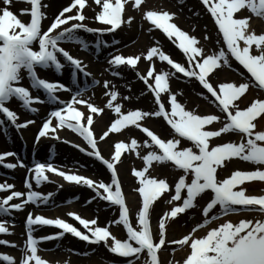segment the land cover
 <instances>
[{
    "label": "snow or ice",
    "instance_id": "snow-or-ice-1",
    "mask_svg": "<svg viewBox=\"0 0 264 264\" xmlns=\"http://www.w3.org/2000/svg\"><path fill=\"white\" fill-rule=\"evenodd\" d=\"M11 2L12 0H3L5 6L0 8V125L7 121L19 130L34 123V120L18 122V113L7 106L12 99H17L24 109L32 113L39 110L34 106L36 103L55 102L61 106L47 113V118L43 120L36 134V142L49 136L50 133L56 134L59 128L67 127L82 137L91 150H86L80 144L74 146L101 161L111 172V177L110 182H105L102 179L98 181L75 172L62 171L51 160L36 161L30 167L19 159L16 162H6V158L16 157L17 154L11 151L0 152V165L8 169H15L18 166L27 167L31 174L30 178L24 181L26 192L15 190V186L11 183L0 182V192H9L8 195L0 197V217L11 215L13 210L23 211L29 203L47 204L53 197V192L43 194L34 190L32 182L34 181L37 187L44 182H50L48 175L50 172L58 174L66 182L93 189L95 195L102 201L118 206V219L109 223L122 224L126 230V238L120 239L110 231L109 227L98 226L97 219L83 218L74 211L68 212L67 215L78 221L86 231H81L63 218H48L28 211L25 219L26 240L18 264H33V262L34 264H50L38 254L39 242L58 240L66 233L89 244L103 242L112 254L119 257L138 259L146 250L149 257L148 264H162V261L158 259L157 251L164 250L168 244L190 247V253L183 260V264H264V219H240L237 223L225 220L207 230L203 236L194 235L198 229L214 222L219 216L242 212L264 213V195L246 194L243 187L237 190V186L245 181L254 179L264 181V168L257 167L252 171L234 170L224 178L218 177V169L234 157L264 165V130H256L257 118L264 119V99H254L244 107L239 106V101L249 89L250 83H255L257 87L264 89V32L257 34L251 30L250 16L234 17V13L247 9L256 17L264 18V0H202L214 18L219 32L222 33L223 42L226 45V50L221 47L211 54H205L204 48L197 46L199 43L197 37L189 35L171 22L176 13L166 10H147L143 13L151 25L163 30L169 39L176 38L174 42L178 41V47L187 57L188 66L176 62L157 46L147 51V59L158 57L161 62L166 61L175 70V72L156 71L150 67L147 75L137 73L155 96V104L158 106L155 111L139 109L122 111L121 103H114L119 93L114 88L105 93L109 97L106 107L112 109L117 114V118L99 136V140L103 141L109 133H118L127 125H135L142 129L151 140V144L145 140L144 146H154L157 149L149 150L143 155L144 168L132 170L134 176L139 178L140 187L137 191L142 197V203L138 207L134 221L137 226H133L130 206L126 203L122 192L117 168V163L122 162V153L126 149L138 148L137 140L133 138L128 144L123 141L116 142L111 159L105 158L98 148L94 134V114L101 113L103 109L83 98V89L73 93L68 100L61 99L57 95L58 91H71L69 86L60 81L42 78L37 71L38 68H53L57 74H62V70L70 66L74 83L79 74L91 76L82 60L72 55L62 45L75 43L79 44L82 50H87L90 47L89 42L79 35L80 30H83L97 35L94 42L97 48L102 44L107 46L108 41L101 39L103 34L115 32L122 24L133 21L131 15L127 16L126 21L123 18L128 0H94V4L99 7L94 19L106 25L105 27H90L85 22L88 17L84 9L86 5L91 6V0H71V3L51 20L46 29L42 26V21L46 18V12L42 8L47 5H43L41 0H24L31 5L30 9H21L22 15L30 14V20L27 22L18 18L11 10ZM132 7H142V0H134ZM73 10L74 14L65 15L72 13ZM208 38L205 34L204 39ZM253 45L259 54H252ZM230 57L235 58L251 74L253 80L239 84L223 82L214 86L210 82L209 74L222 66L231 67ZM139 59V56L115 54L111 56L109 65L136 66ZM177 72L183 73L185 77L196 78L203 89L214 98L213 103L219 109L220 115L197 114L179 102L169 86V78ZM25 74L29 80L28 86L22 84ZM114 75H120V73L114 72ZM149 78L152 82H149ZM93 82L99 83L94 78ZM103 86L106 89L109 88V82L104 81ZM32 90L42 91L45 96L43 98L33 96ZM163 93L167 94V101L162 99ZM201 95L204 94L201 93ZM124 99H130V97H124ZM169 104L170 110L167 107ZM78 105L85 106V110L82 111ZM161 116L177 134L176 137L162 139L149 127L140 123L145 117ZM222 117L225 121L223 126L218 129L205 128L213 122L220 121ZM230 132L239 135L240 142H222L215 145L210 143L212 138H218ZM55 138L61 139L59 135H55ZM181 138L190 141L191 146L179 147ZM153 162L158 164L171 162L175 168L183 172L174 182V195L171 197V200L181 202L159 217L158 234H154L151 228L150 211L154 208V201L171 186L166 178L147 174ZM209 190L212 197L202 209V214L205 216L203 222L195 225L191 232L181 239L167 241V220L177 218L179 214H184L186 210L194 207L197 198ZM14 199L19 202H12ZM217 205L219 213L209 216L210 211ZM9 224H14V221L0 219V234H11ZM43 226H55L60 231L37 238L34 233ZM10 244L17 246L14 242L0 239V245ZM0 256L8 264H16L12 255L0 254ZM127 264H133L132 260H128Z\"/></svg>",
    "mask_w": 264,
    "mask_h": 264
},
{
    "label": "bare ground",
    "instance_id": "bare-ground-1",
    "mask_svg": "<svg viewBox=\"0 0 264 264\" xmlns=\"http://www.w3.org/2000/svg\"><path fill=\"white\" fill-rule=\"evenodd\" d=\"M16 1V0H15ZM12 2L10 5V8L13 12H18L17 11V6L19 3L17 2ZM169 5L175 10L174 13L176 15L173 17V20L175 24L178 27H181L185 29L187 32H189L191 35L195 36L198 38L199 45L200 46H211V48H214V52H216L217 49V42H215V38L213 35V32L211 31V27L207 25V19L205 16V13L203 10L197 6L193 0H166ZM24 2V1H23ZM43 5H47V7L42 8L43 11L46 12V18L49 16H53L55 12H53V8H55L59 3L62 2V0H41ZM134 0H128V2L125 5V10L126 13L131 15L133 17V21L129 23V30L128 32H125L123 34H118L117 31L112 32V33H105L101 37L102 40L108 41V45L104 46L103 44L100 45V49L98 51H95L93 46L89 47L86 51L88 54L87 61H85L87 67L91 69L92 71H95L99 73V85H97L95 88H92L90 92L86 93L85 99L89 98V95L91 93L96 92L97 88H100L102 91H109L111 89H115L119 93V97L123 98L125 97H130L128 99V102L134 101L138 107L141 110H147L151 106V100L148 98V95L145 94L144 92V86H138L135 84L134 80L131 78V75L129 76V73H125L124 68L122 67H113L109 65V60L111 58L114 52L117 50L114 48L116 46H120L123 43L128 42L129 45L125 48L126 50H129L130 52L134 53V56H139L140 59L138 60V67L139 69L143 70V72L148 71L150 67H152V58L147 59L146 58V53L149 50V46L155 44L161 45V47L168 48L170 52L174 55H181L180 52L178 51L177 47H173L170 45V43L167 42V40L157 31L152 30L150 25L147 23L139 21L137 18V12L139 8H133ZM23 4V3H22ZM27 4V3H26ZM4 5L3 2L0 1V8H2ZM30 7V5H29ZM86 16L88 17V22L90 23V27H98L97 22L91 23L92 18H94L95 14L97 11H99V7L94 4V0H91V6H87L84 9ZM70 14V13H68ZM66 14V15H68ZM18 16V15H17ZM45 18V19H46ZM44 19V20H45ZM51 19V18H50ZM29 20V19H28ZM44 20L42 22H44ZM149 27V28H148ZM205 34L209 37L207 40L204 39ZM79 35L82 36L86 41H90L92 36H97L94 33H87V32H79ZM115 42V43H113ZM68 43H64L62 46L66 47ZM90 44V42H89ZM243 46V45H242ZM254 50L255 47H252ZM124 67V65H122ZM103 68H106V70H102ZM153 68V67H152ZM43 69V68H41ZM238 69V68H236ZM46 69H44L45 71ZM53 70L52 68H48L47 72L53 74L56 76V78L60 81L63 82L64 84L68 85L70 89H74L78 86L86 84L88 81L84 80L83 76L78 75V82L75 84L72 80L71 73L69 72L68 66L65 67L62 70V74H57L56 71H51ZM164 70V69H163ZM232 70V71H231ZM229 71H224L228 75L226 78H231V82L237 83L238 81V76H236L235 68L232 67V69ZM165 71H170L165 69ZM114 72H119L120 75H114ZM130 77V78H129ZM236 78V79H235ZM211 80L214 82L216 78L214 77L211 78ZM25 86L29 85V80L25 74L24 79L22 80ZM104 81L109 82V88H104L103 83ZM169 86L171 89L172 93H175L177 96V99L179 102L180 97L186 95L188 98H192L195 101L199 103H204L207 104L208 98H206L204 95H201V91L198 89V85L196 84L195 80H190L186 83V85H181L177 78L176 75L171 76L169 78ZM35 91V90H32ZM66 91H62L61 95H64ZM43 93V92H42ZM68 93V91H67ZM182 93V94H181ZM45 96V93H43ZM253 94V93H252ZM162 99L164 101L168 100V96L166 93L161 94ZM17 99H12L10 103H16ZM45 107L41 108L38 110L36 113H32L28 110H24L28 116L37 118L40 117L42 114H47L49 112L50 104L51 103H43ZM204 105H198V107L203 110L205 108ZM170 107V104L168 105ZM81 108V110H85V106H78ZM14 109V105L12 106ZM110 115L108 112L107 115L102 114L101 116H98V114H94V132L97 131L99 132V135H102L104 131L107 130V123L108 121L106 118ZM106 120V123H105ZM157 122V121H156ZM3 130L1 129L2 125H0V145L1 144H11L12 149L14 152L17 154L16 158H20L19 160H24L25 162H29L28 160L30 158H33L35 160H38L40 162H45L46 160H51L53 161L55 165H57L60 170L62 171H67L62 168L61 164H71L74 167H77L78 169L85 170V172H90L91 174L94 175L95 178H105L108 179L110 176L108 173H104L103 169L100 168V166L92 161V160H84L79 157V155L68 148L66 144L63 143L62 139H69L75 142L81 141L80 137H74V136H66V135H61L59 133H56L49 137V139L43 138L40 140L38 143L34 138L29 137V134L27 131L23 132L22 138L19 137V135L14 132L11 128V126H6V123L3 124ZM158 127V126H157ZM161 127V131L164 133L167 132V129L162 128V124L160 123L159 130ZM128 129L122 130L121 132L119 131L118 133H109V136H107V139L105 141H100L99 142V148L103 154L109 152V147H110V142L108 141L109 138H115V139H122V138H127L132 140V138H135L137 136V132L134 128L132 127H127ZM66 134V133H65ZM55 135H59L62 139H56ZM98 138V137H97ZM106 138V137H105ZM138 148L136 150H132L133 154L131 152V155L129 156V163L125 165L123 168L122 166H119V171L121 175V181L123 185V190L128 191L130 193V189H134V184L137 181V177H134L132 175L127 174V167L130 165L133 166V164L138 160H140L141 157L137 155V152H142L143 147L142 145L138 144ZM52 154L50 157L49 155ZM14 160V158L12 159ZM137 161V163H138ZM131 169V168H129ZM22 168L16 167L15 169H5L4 167L0 166V182H6V183H11L12 184V179L11 178H17V180H22V182L19 184L16 182V186L19 187V191L26 192L27 189L25 188L24 181L26 178H30L29 174L25 177V170ZM155 172H158L159 169H154ZM31 175V174H30ZM9 177V178H8ZM66 182V181H65ZM33 183V188L34 190H38L43 194H46L48 192H53V197L50 199V201L47 204H40V205H35L32 203H29L26 205L25 210L23 211H15L11 213V215L7 217H0V219H7V221H14V224H9L10 227V232L11 234H0V239L8 240L10 242H14L15 245L17 246H11L10 245H0V250L6 251L10 248L16 247L19 249L20 256L23 251V245L26 240V235H25V230L23 227L24 223L23 220H21V215L23 212L26 211H32L33 213H38V214H43L46 213V211L54 206H57L59 202H61V195H67L69 197H66L67 199H72L73 202H76L80 205L85 206L86 208H91L96 210L97 212V217L99 218V222H106L109 224L110 221L115 220V211L111 207H98L95 208V205L93 203V200H91V195L85 196V194H89L88 190L83 189L84 186H78L75 183L71 182H66L63 184H55L52 187H37ZM15 187V189H17ZM88 191V192H87ZM7 195V193L5 194ZM85 196V197H84ZM1 197V196H0ZM87 197H90L87 199ZM91 200V202H89ZM12 202H19L18 200L14 199ZM58 213H63L62 209L60 207L58 208ZM154 215V213H153ZM131 219L133 222L135 221V216H136V210H135V205H133V208L130 213ZM252 216L251 214H236L231 216V218H234L236 220L238 219H245L246 217ZM247 219V218H246ZM112 228V233L119 238V231H118V226L114 223L110 224ZM135 225V222L133 223ZM26 229V228H25ZM205 230L201 229L197 231L195 234L196 236H200L201 233H203ZM24 231V235L22 232ZM45 231H49L48 227H40L34 235L39 238L42 237L43 235L45 236ZM21 236L23 238L21 239ZM59 242H56V240H41L39 242L38 248L39 251L38 253H41L42 250L44 249L45 251L50 250L52 254L57 255L61 254L62 256L67 255V256H73L74 258H78L83 255V251L79 250L78 247V241L70 236L69 234H65L61 239H58ZM99 245V244H98ZM75 249L76 251H72ZM11 253V252H10ZM96 255L98 257L106 255V247L101 243L100 247L96 250ZM46 256V255H45ZM184 257V256H183ZM170 259L171 261H179L182 257L181 255H171V257H165L163 261H167L166 259ZM124 260V259H123ZM169 261V260H168ZM114 264V263H112Z\"/></svg>",
    "mask_w": 264,
    "mask_h": 264
},
{
    "label": "rangeland",
    "instance_id": "rangeland-1",
    "mask_svg": "<svg viewBox=\"0 0 264 264\" xmlns=\"http://www.w3.org/2000/svg\"><path fill=\"white\" fill-rule=\"evenodd\" d=\"M0 1L3 2V0H0ZM193 1H194V3L197 6H199L201 9H203V6L201 5L199 0H193ZM67 2H68V0H62L61 3H59L55 8H53V12H55L61 6H65L67 4ZM147 10H161V11H165L166 10V11H169V12H173L174 9L171 7V5H169L167 3L166 0H142V7L139 8V10L137 12V16L135 18H137L139 21L143 22V24L145 22L143 13L145 11H147ZM203 10H205V9H203ZM174 12H175V10H174ZM241 14L242 15H248V16L251 17V20H250V28H251V30H254L257 34H259L261 32H264V18L256 17L254 14H252L247 9L241 10L239 13L234 14V17L239 18L240 16H242ZM128 15L129 14H126V16L124 17L125 20H127V16ZM50 17L51 16H49L48 18H46L44 20V22H42V26L43 27L46 26L45 24H47V22L50 19ZM206 19H207V23L210 25L209 27H211V31L213 32V35H214V38H215V42H217V46H218V50H219L221 47H223L220 34H218L219 33V32H217L218 30L215 29L214 25L209 20L208 15H206ZM26 22H27V20H26ZM85 22L88 25L90 24L88 22V19ZM92 22L94 23V18H92L91 23ZM95 22H97L98 27H105L106 26V25H104L102 23L100 24L98 21H95ZM128 30H129V23L126 22L119 29L118 34H123L125 32H128ZM80 32L83 33L84 31L80 30ZM218 41H219V43H218ZM89 42H90L91 46L94 44V36L91 37ZM128 42L123 43L120 46H116L114 48V50L116 49L117 51L114 52L113 54H122V55H125V56L134 55V53H132L129 50L125 49L127 47V45H129ZM240 43L242 44V41ZM151 46L152 45L149 46V49H150ZM198 46L204 48L205 54H211V53L214 52V51H210V50H214V48H211V46H209V47L204 46V45L200 46L199 44H198ZM67 47L72 52V55H74L77 58H80L82 61L83 60L87 61L88 54L84 50L81 49V46L79 44L68 43ZM252 47H255V46L253 45ZM251 51H252V54H259L258 50H256V49L253 50L251 48ZM165 52H167V51H165ZM61 60H63V59H61ZM158 60H159L158 57H153V61H155L159 65L160 62H158ZM183 62H184V60H183ZM230 64L234 65L233 61L231 59H230ZM123 68H124L125 73H129V76L131 75V78L134 80L135 84H137L139 87L143 86L141 84V82L144 83V81L140 78L139 75H137V73H139L140 75H147V73H145V72H143V70L139 69L137 67V65L136 66H132V67H129V66L125 65V67H123ZM157 68L159 69V67H157ZM233 68H235V70H236L235 72H237L236 74L240 73L239 71L241 69H239L237 66L234 65ZM236 68H238L239 71ZM104 69H106V68H103L102 70H104ZM155 69H156V66H155ZM231 69H232V67L222 66L219 69L214 70V73H212V76L210 75V79H211V77H214V79L216 78V80L214 81L215 83H213V85L217 86L219 83L231 82L232 79L231 78H226L228 74L226 72H224L225 70L229 71ZM86 70L88 72L91 71L89 69H86ZM90 73L92 75L88 76V77L92 78V79L94 78L96 80L98 75H96V73H93V72H90ZM46 79H50V78H46ZM177 80H178V82L181 85H186V80H182L180 78L177 79ZM243 81H246V79L243 80ZM243 81L241 79L240 81H237V84H239V83H241ZM149 82H152V79L151 80L149 79ZM22 84H23V81H22ZM144 85L146 86L145 83H144ZM144 90H145L144 91L145 94H147L148 98H150V100H151V106L149 107V109L147 111L148 112L155 111L157 109V107H155L156 104L153 103V99L151 98V96L149 94V91H147L146 89H144ZM199 90L202 91L201 93H203L204 96L209 98V100L206 101L208 104H205L206 105L205 109L201 110L198 107V105H204V103H199V102L195 101L192 98H188L184 94H183V96L180 97L181 103L184 104L185 107L188 110H192V111L196 112L197 114H216V115H220L219 110L214 106L215 104H213L212 100H210L211 97L206 92V90L203 89V87H200ZM253 91H255V90L251 86L248 89V91L243 95V97L240 99V101H239V106L240 107L246 106L252 100L257 99L259 97V96H256V98H255V96L252 94ZM75 92H77V91H75ZM106 92H107V90H105V91L97 90L93 95L91 94V99H92L91 103L95 104L98 107H101L103 109L102 114H104V115H107L108 112L110 111V109H107V107H106L107 101L109 99V97H107L105 95ZM117 102L121 103L122 111L130 110V109H138V105L134 101L128 102L127 99L118 97L117 101H115L114 103H117ZM18 104L20 105V102H18ZM59 106L60 105H57L55 107H59ZM55 107L53 109H55ZM13 110H16V112H18L17 108H15ZM111 111H113V110L111 109ZM19 112L21 114L18 113V120H20L22 118H25L24 113H22L20 109H19ZM116 115L117 114L115 113L114 116H108L106 118V120L108 121V125L109 126H110V122H112V120L114 119V117ZM40 118H42V117H40ZM39 119H36L37 123L34 122L35 123L34 126H29V127L26 128L30 135L35 133V130H36L35 125L38 124ZM106 120H105V123H106ZM142 122H144L149 127H153L154 129H155V126H159L158 124L161 123L159 118L156 120V119H152L151 117H145L142 120ZM223 123H224V121L221 118L220 121L213 122L212 125L206 126L205 128L206 129H218L219 127L223 126ZM256 130H258V131L259 130H264V119H261V118L258 119L257 129ZM158 134L160 136H162V139H167L168 138L167 135L166 136L162 135L160 132H158ZM105 139H107V137ZM137 140H138L139 143H141L144 146L145 139H144V137L142 135L139 134V137H138ZM108 141L110 142V151H111V148H113L115 142H118V139L109 138ZM222 142H240V136L237 135L236 133H231L230 132V133L222 134L220 137L212 138L210 140V143L212 145L219 144V143H222ZM188 146H191V143L190 142H185V141H181V144L179 145V147H181V148L182 147H188ZM144 147L146 149L139 153V157H141V158H140L139 161L137 160L138 163L136 161L133 164V166L129 165L127 167V174L128 175H131L130 172H132V174H134L133 171H132L134 168L136 170H140V169L144 168V161L142 159L143 155H145L149 150H156L153 147H146V146H144ZM6 148H10V147L7 146V145L0 146V150L6 149ZM78 154L81 157H84L81 153L78 152ZM132 154H133V151H132ZM130 155H131V149L124 156V159L122 160V163H120V167L122 166V168H123L125 165H127V163H129L128 159H129ZM50 156H52V155H50ZM84 158H86V157H84ZM257 167L264 168V165H256V164H254L252 162H246V161L242 160L239 157H234V158H231L230 160L226 161L225 162V166H223V167L218 169V177L219 178H224L225 176L230 175L231 172L234 171V170H238V169H240V170H243V169H254L255 170ZM64 168L67 171L75 172L76 174H80V175L84 174L85 176L93 178L91 174H89V173L86 174L85 172L81 171V169H78L77 167H74L71 164L65 165ZM129 168H131V169H129ZM154 169H157V170L159 169V171L155 172ZM79 172H82V174L79 173ZM147 174L152 175V176H156L157 178H166V180L172 184L174 179L179 177L180 175H182L183 172H182V170L174 168L171 165V163H169V162L164 163V164H158L156 162H153V165L149 168ZM188 178L190 179L191 177L189 176ZM133 186H134V189H130L129 190L130 193H128V191H127V194H124V195L126 197L127 202L129 203V206L131 208H133V205H135V209H137L138 208L137 206H138L139 201H140V194L137 191V189L140 187L139 178H138V180L136 181V183ZM246 188H251V189H248L246 191V194H248V192H251V193L255 194V193H258V192H262V191H263L262 193H264V181H261L260 184L250 183L249 185H246ZM83 189H85V188H83ZM85 190H87V189H85ZM5 192H7V191H5ZM2 194H4V193H1V195ZM89 194H90V192H89ZM89 194H85V196H89ZM90 195H91V198L94 197L93 194H90ZM65 196L69 197V196L65 195V193H64V195H61V202H59V204H57L58 206H55L54 208L48 209L46 211V213L49 215V218H52V217L56 216V217H63L65 219H68L69 216L67 215V213L70 212V211H74V212H77L78 214H80L83 218H87V219L97 218L98 219V223H97L98 226H102V225L103 226H110V224H108L106 222H101V221L99 222V218L97 217L96 210L91 209V208H86L83 205H80V204H78L76 202H73V200L70 199V198L69 199L65 198ZM211 197H212V193L210 191H207L206 193L202 194L200 197L197 198V200L195 201V206L194 207L190 208L189 210H186V212L184 214L178 215V217L174 218L173 220H167V224H166V240L167 241L168 240L169 241L177 240L178 238L183 237L184 235H186L189 232H191L192 228L195 225H197L199 223H202L203 220L205 219V216H202V214H201L202 206ZM88 198H90V197H87V199ZM169 199H170V194L169 193H164V194L161 195V197H158L157 200L154 201V208L151 209V211H150V225H151V228H152L154 234H158V220H159V217L162 216L165 211L170 209V207L172 205V203L168 202ZM174 202L177 203L178 201H174ZM93 203L95 205V208H98V207H111L108 204H106L105 202L98 201L95 198L93 199ZM178 203H180V202H178ZM58 207H60V209H62L63 213H58ZM111 208H113V210L115 211V217H116V215H117V207L114 206V207H111ZM219 211L220 210H219V206H218L217 208H215L212 211V215L219 213ZM153 213H154V216H153ZM245 213L252 215V216L246 217L247 219H253V220H255V219H264V213L244 212V214ZM58 214H60V215H58ZM231 215H233V214H229V215L223 216V217L219 216V218L217 220H215L212 223H209L208 225H206L204 227H206V230H209L210 228L216 227L220 223H223L225 220H230L233 223L239 222L240 219L233 220L234 218H231L230 217ZM22 218H23V214L21 215V220H22ZM119 226H121V228H120L121 233H122L121 237L126 238V230L124 228H122V224L119 225ZM200 229H202V228H200ZM200 229H198L197 231H199ZM195 233H194V235H195ZM22 238H23V236H21V239ZM78 247H79V250L83 251V255L78 257V258H74L72 255L71 256H67V255L62 256L61 254L54 255V254L51 253L50 250L45 251L44 249H41L42 253H39V255L45 260H46V257H44V255L48 256L47 257L48 260L54 261L56 264H65V262H67V264H112V263L116 264V263H123V261H121V260L118 261V260L114 259L112 257V255L108 251H107L106 255L98 257L96 255V247H93V246H90V245L86 246L85 244H80ZM189 249H190V247L187 246V245H175V244H172L171 246H166L163 251L158 253V259L160 261H162V264H179L182 261V259L184 258L183 255H187ZM11 250L10 251L12 252V254L14 252L16 253L15 250H13V249H11ZM1 252H2V250H0V254H1ZM85 253H86V255H85ZM171 255H174V256L181 255L182 258L179 261H175V260L171 261L169 258L166 259L167 261H163V259L165 257H167V256L171 257ZM19 258H20V256H19ZM19 258H18V261H19ZM128 260H132L133 264H148L149 257H148L147 252H146V253L140 254V257L138 259L135 258V257H131V258H128ZM128 260H125V262L123 264H127ZM18 261H17L16 264H18ZM116 261H118V262H116ZM0 264H3V263L0 262ZM33 264H34V262H33Z\"/></svg>",
    "mask_w": 264,
    "mask_h": 264
}]
</instances>
